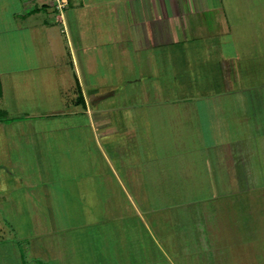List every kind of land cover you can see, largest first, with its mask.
Masks as SVG:
<instances>
[{"label":"crops","instance_id":"1","mask_svg":"<svg viewBox=\"0 0 264 264\" xmlns=\"http://www.w3.org/2000/svg\"><path fill=\"white\" fill-rule=\"evenodd\" d=\"M0 42V211L65 218L34 262L264 264V0H0Z\"/></svg>","mask_w":264,"mask_h":264},{"label":"rangeland","instance_id":"2","mask_svg":"<svg viewBox=\"0 0 264 264\" xmlns=\"http://www.w3.org/2000/svg\"><path fill=\"white\" fill-rule=\"evenodd\" d=\"M0 58H1V42H0ZM42 126H47V125H40L39 121L36 120H29L27 122H23V125L21 128H25L29 131H31V135L29 138L30 139H34L35 134L34 132H32L33 130H37V128L42 127ZM76 139H78V137H75ZM70 140V139H69ZM33 142V141H32ZM69 144V149L66 146H62V148L59 149V152L56 153L54 152L53 154L57 157L55 160L57 162H59V167H53L52 168V174L54 176H64L68 174L67 169H65L62 166V162H64V159H69V157L73 154V158L75 160L78 159H82L83 155H85L87 153V148H83L82 145L78 142L75 143V145L73 146V151L70 152V149L72 148V146L70 144H72L71 142L68 143ZM91 146V155L94 156L92 159H96L98 160V153H97V149L96 147L93 145V142L90 143ZM82 150V151H81ZM85 150V151H84ZM32 154V153H31ZM34 156V154H32ZM31 156V155H30ZM66 157V158H65ZM35 158V157H34ZM37 158V157H36ZM35 161H32V164ZM50 171V169H49ZM37 173L39 174L38 170ZM92 174V178L97 179L98 178V174L95 172H91ZM41 175H44V172L41 173ZM98 185H96V189ZM98 193L99 190L97 189ZM104 191L101 190V194L99 195H103ZM98 195V194H97ZM96 195V196H97ZM109 194H107L108 196ZM67 200H61L59 202H66ZM84 204H91V209H92V213L95 214L93 216H88L87 221L89 223L93 222L95 223V220L98 219H102L103 217H99L98 214L99 213H107L108 215L116 209V201L114 200H110V201H106V199L100 198L98 200L93 199L91 201L89 200H85V201H81V203ZM119 202V200H118ZM134 202L136 203V205L138 204L139 207H141L142 203H147V201H141V200H134ZM129 202L126 200H122V206L123 208H130V205L128 204ZM128 206V207H127ZM90 208V207H89ZM31 212H33V214H29L27 213L22 215V210L19 212V210L17 211H12L10 214H8V216H2V211H0V225H5L4 228L1 227V231H0V240H11L12 242H16L17 243V250L18 252H20L21 257H22V262L20 263H24V264H37L36 262L33 261V259L30 257V252L26 247V242L28 237H31L33 235V232H35L36 230H42L43 227H45L46 229L48 227L52 225H55V223L59 222V223H64L65 222V218L64 216L60 215V216H49L46 215L43 211H39V213L36 214V210H32ZM92 215V214H91ZM81 218V217H80ZM2 219H4V221H2ZM53 220V223H51ZM91 220V221H90ZM33 231V232H32ZM62 233H60L61 235ZM61 237V236H60ZM14 256L12 255V258ZM14 259V258H13ZM25 260V261H24ZM13 264L15 261H12Z\"/></svg>","mask_w":264,"mask_h":264},{"label":"built area","instance_id":"3","mask_svg":"<svg viewBox=\"0 0 264 264\" xmlns=\"http://www.w3.org/2000/svg\"><path fill=\"white\" fill-rule=\"evenodd\" d=\"M57 13L62 14L68 5V0H50Z\"/></svg>","mask_w":264,"mask_h":264}]
</instances>
